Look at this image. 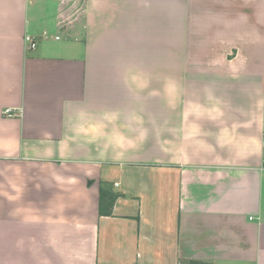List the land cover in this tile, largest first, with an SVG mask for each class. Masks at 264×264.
<instances>
[{
  "label": "crops",
  "instance_id": "crops-1",
  "mask_svg": "<svg viewBox=\"0 0 264 264\" xmlns=\"http://www.w3.org/2000/svg\"><path fill=\"white\" fill-rule=\"evenodd\" d=\"M0 264H264V0H0Z\"/></svg>",
  "mask_w": 264,
  "mask_h": 264
},
{
  "label": "trees",
  "instance_id": "trees-1",
  "mask_svg": "<svg viewBox=\"0 0 264 264\" xmlns=\"http://www.w3.org/2000/svg\"><path fill=\"white\" fill-rule=\"evenodd\" d=\"M91 184V182H90ZM99 213L100 215H111L118 194L114 192L110 184L100 181L99 184Z\"/></svg>",
  "mask_w": 264,
  "mask_h": 264
},
{
  "label": "built area",
  "instance_id": "built-area-1",
  "mask_svg": "<svg viewBox=\"0 0 264 264\" xmlns=\"http://www.w3.org/2000/svg\"><path fill=\"white\" fill-rule=\"evenodd\" d=\"M25 40H26L27 43H29L30 48H35L36 47L37 43H36V41H35L33 36L26 35L25 36ZM11 111H12V109L8 108V109L4 110V113L6 115H12Z\"/></svg>",
  "mask_w": 264,
  "mask_h": 264
},
{
  "label": "rangeland",
  "instance_id": "rangeland-1",
  "mask_svg": "<svg viewBox=\"0 0 264 264\" xmlns=\"http://www.w3.org/2000/svg\"><path fill=\"white\" fill-rule=\"evenodd\" d=\"M182 32L184 33V32H185V30H183V31H182V30H180V36H181ZM184 36H185V35L183 34V35H182V37H184ZM181 45H182V44H180V46H181Z\"/></svg>",
  "mask_w": 264,
  "mask_h": 264
}]
</instances>
